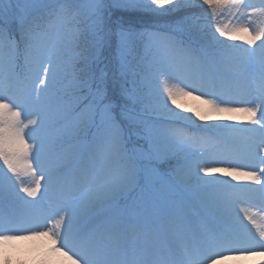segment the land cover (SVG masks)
<instances>
[{
	"label": "snow or ice",
	"instance_id": "obj_1",
	"mask_svg": "<svg viewBox=\"0 0 264 264\" xmlns=\"http://www.w3.org/2000/svg\"><path fill=\"white\" fill-rule=\"evenodd\" d=\"M0 161V249L46 237L48 264L264 254L241 206L264 213V0H0Z\"/></svg>",
	"mask_w": 264,
	"mask_h": 264
},
{
	"label": "bare ground",
	"instance_id": "obj_2",
	"mask_svg": "<svg viewBox=\"0 0 264 264\" xmlns=\"http://www.w3.org/2000/svg\"><path fill=\"white\" fill-rule=\"evenodd\" d=\"M184 108H192L197 109L201 107L200 101L193 99L191 97L182 98L179 100ZM187 114H191L186 112ZM221 121V120H220ZM226 122V121H225ZM229 123H236L238 125H243L244 121L242 119H237L235 121H228ZM210 162V161H209ZM243 164V161H240ZM214 167H227L226 163H216L213 164ZM264 167V165H261ZM247 168H242L241 171H247ZM204 176V173H201ZM206 179H217L219 181H229L233 185L237 186H245L250 185L256 187V185L241 176L239 179H233L230 176H227L225 173H210L205 176ZM243 206V205H241ZM256 217V222L260 227L264 225V213L263 215H257L256 211L252 212ZM246 223H249L248 221ZM255 230V229H254ZM15 244V247L18 251V256L24 257L26 264H48L47 258L49 255L53 256V260L55 259L54 254L48 253V247L50 241L46 237H37L31 240H16L12 241ZM217 264H264V255L261 253H253L252 255H229L226 256L225 259L220 260Z\"/></svg>",
	"mask_w": 264,
	"mask_h": 264
},
{
	"label": "rangeland",
	"instance_id": "obj_3",
	"mask_svg": "<svg viewBox=\"0 0 264 264\" xmlns=\"http://www.w3.org/2000/svg\"><path fill=\"white\" fill-rule=\"evenodd\" d=\"M221 19L224 21V23H227L228 22L227 19L224 18V17H221ZM160 21L164 22V21H168V20H166V19H160ZM159 27H160V25H159ZM140 31H145V30H140ZM174 37L173 38L171 37V39L173 41H175V42H179ZM228 42L229 43L243 44V41H240V40H237V41H231V40H229ZM244 46L247 47V45H244ZM176 54L177 55L180 54L178 49H177V53ZM182 114H184V115H190V114H187L186 112H183ZM193 118L195 119V117H193ZM210 122H225V121H223V120H221V121L220 120L219 121L213 120V121H210ZM226 122H228V121H226ZM196 123L199 124V123H203V122L202 121H199L197 119L196 120ZM25 131L27 132V129ZM29 142H31V141H29ZM0 166H2V161H0ZM169 168H170V166L168 164H162V165H160V171L161 172H167V171H169ZM5 171H6V169H5ZM0 264H26V261H25L24 257L18 256V251H17V249L15 247V244L13 242H9L6 245V247L0 249Z\"/></svg>",
	"mask_w": 264,
	"mask_h": 264
},
{
	"label": "trees",
	"instance_id": "obj_4",
	"mask_svg": "<svg viewBox=\"0 0 264 264\" xmlns=\"http://www.w3.org/2000/svg\"><path fill=\"white\" fill-rule=\"evenodd\" d=\"M113 11L117 15H120L122 12V10L120 9H114ZM124 15L126 17L129 16L132 17L134 27H136L137 30L156 31L159 32L161 36L178 35L179 37L186 38V36L183 35L173 34L170 31V29L167 27V25L170 23L169 21L162 22L160 20L152 18L150 14H145V13H139V14L124 13Z\"/></svg>",
	"mask_w": 264,
	"mask_h": 264
}]
</instances>
